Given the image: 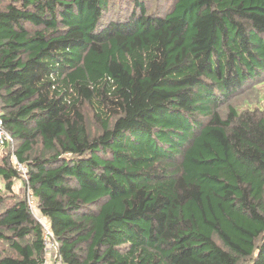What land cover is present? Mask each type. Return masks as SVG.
Here are the masks:
<instances>
[{
    "label": "trees",
    "instance_id": "obj_1",
    "mask_svg": "<svg viewBox=\"0 0 264 264\" xmlns=\"http://www.w3.org/2000/svg\"><path fill=\"white\" fill-rule=\"evenodd\" d=\"M160 1L0 0V264H264V0Z\"/></svg>",
    "mask_w": 264,
    "mask_h": 264
},
{
    "label": "rangeland",
    "instance_id": "obj_2",
    "mask_svg": "<svg viewBox=\"0 0 264 264\" xmlns=\"http://www.w3.org/2000/svg\"><path fill=\"white\" fill-rule=\"evenodd\" d=\"M166 1L167 0H161L160 3H159V6L163 7V9L167 8ZM248 98H250V96H246L245 98L242 97V98L239 99L238 102L239 103H244L246 101V100L244 101V99H248ZM251 99L253 100L254 98H251ZM262 104L264 105V98L262 99ZM5 147H7V146H2V147H0V149L5 150ZM17 190H18V192L23 193L25 191V186L22 183L17 182ZM47 242L50 244V246H49V249H48L47 259H46L44 264H60V261L57 260L58 245L55 246V248H53L51 246V244H55V242H53V240H48Z\"/></svg>",
    "mask_w": 264,
    "mask_h": 264
},
{
    "label": "built area",
    "instance_id": "obj_3",
    "mask_svg": "<svg viewBox=\"0 0 264 264\" xmlns=\"http://www.w3.org/2000/svg\"><path fill=\"white\" fill-rule=\"evenodd\" d=\"M13 141L12 135L11 133L5 128L4 126V122L3 119L0 116V147L2 146H7L9 145V143H11ZM14 160H15V164L17 166V169L20 171V173L26 177L27 176V172H28V168L25 164H22L20 161L17 160L16 156H14ZM47 246L49 248L50 244L47 242ZM51 246L53 248H55V246H57V244H51ZM60 264L61 261H60Z\"/></svg>",
    "mask_w": 264,
    "mask_h": 264
}]
</instances>
